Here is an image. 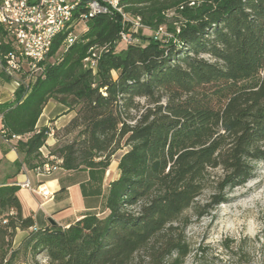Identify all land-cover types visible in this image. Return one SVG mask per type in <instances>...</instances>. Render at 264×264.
Returning <instances> with one entry per match:
<instances>
[{
	"label": "trees",
	"instance_id": "16d2710c",
	"mask_svg": "<svg viewBox=\"0 0 264 264\" xmlns=\"http://www.w3.org/2000/svg\"><path fill=\"white\" fill-rule=\"evenodd\" d=\"M120 5L171 37L138 36L142 44L116 51L121 18L97 16L57 59L64 37H56L42 74L0 103L3 139L20 138L16 174L45 162L39 150L52 131L49 155L65 172L108 169L126 149L104 214L36 228L22 214L19 187L0 186V264H185L188 214L225 204L264 162V0ZM101 48L93 74L83 61ZM51 100L74 116L61 130L37 129Z\"/></svg>",
	"mask_w": 264,
	"mask_h": 264
},
{
	"label": "built area",
	"instance_id": "2783aa9c",
	"mask_svg": "<svg viewBox=\"0 0 264 264\" xmlns=\"http://www.w3.org/2000/svg\"><path fill=\"white\" fill-rule=\"evenodd\" d=\"M121 0H0V68L10 78H15L18 88L32 83L42 74V63L47 59L53 41L62 35L59 50L65 52L83 34L89 20L97 16L121 18L122 31L117 45L133 44L134 36L144 26L139 17L123 11ZM170 38L162 28L154 32L155 39ZM7 48L2 53V48ZM104 48L90 49L84 67L96 73L97 61ZM3 131L0 125V138ZM13 138L12 140H19ZM4 140V139H3ZM6 141V140H4ZM8 142V141H6ZM39 153L45 162L30 171L36 179L50 176L60 169L61 161L45 152ZM19 189L31 191L44 199L49 192L41 184L35 188L29 179L16 184Z\"/></svg>",
	"mask_w": 264,
	"mask_h": 264
},
{
	"label": "crops",
	"instance_id": "0c3cea01",
	"mask_svg": "<svg viewBox=\"0 0 264 264\" xmlns=\"http://www.w3.org/2000/svg\"><path fill=\"white\" fill-rule=\"evenodd\" d=\"M16 89L15 78L7 77L0 68V103L11 102ZM65 113L64 106L47 103L36 128L48 127L50 120H54L55 117L58 118L54 125L62 122L60 128H63L74 116L73 113ZM55 129L59 128L55 127ZM17 141L6 142L0 138V186L18 184L29 179L34 188L41 184L49 192V196L45 199L25 189H19L17 193L22 214L25 217L32 216L36 228L51 226V222L57 227L67 228L85 215L104 214L109 184L118 178V160L114 168L80 169L72 172L59 169L50 176L36 179L24 167L16 174L14 164L19 160L16 151ZM54 146V138L50 135L44 146L45 152L49 153ZM20 235L18 238L21 237Z\"/></svg>",
	"mask_w": 264,
	"mask_h": 264
},
{
	"label": "rangeland",
	"instance_id": "374dc122",
	"mask_svg": "<svg viewBox=\"0 0 264 264\" xmlns=\"http://www.w3.org/2000/svg\"><path fill=\"white\" fill-rule=\"evenodd\" d=\"M159 28L166 33L165 26ZM154 32L150 27L140 29L134 36L133 44H142L138 36L154 37ZM123 48L125 46L118 44L116 51ZM61 54L59 50L55 58H60ZM49 102L58 104L52 100ZM57 118L50 120L48 128L61 130L65 127L60 128L62 122L54 125ZM53 134L52 131V137ZM54 141L56 144L55 138ZM125 150L123 148L112 157L110 168H114ZM209 196L210 192H205L198 204H208ZM205 212L203 217L188 214L189 224L184 235L191 253L185 264H264V162L254 164L251 178L244 185L229 191L225 204L207 208ZM240 242H243L242 253L245 254L242 259L234 255L238 254ZM39 260L42 263L41 257Z\"/></svg>",
	"mask_w": 264,
	"mask_h": 264
},
{
	"label": "water",
	"instance_id": "95a60500",
	"mask_svg": "<svg viewBox=\"0 0 264 264\" xmlns=\"http://www.w3.org/2000/svg\"><path fill=\"white\" fill-rule=\"evenodd\" d=\"M51 224L53 225V223L51 222Z\"/></svg>",
	"mask_w": 264,
	"mask_h": 264
},
{
	"label": "bare ground",
	"instance_id": "6f19581e",
	"mask_svg": "<svg viewBox=\"0 0 264 264\" xmlns=\"http://www.w3.org/2000/svg\"><path fill=\"white\" fill-rule=\"evenodd\" d=\"M109 175V174H108Z\"/></svg>",
	"mask_w": 264,
	"mask_h": 264
}]
</instances>
